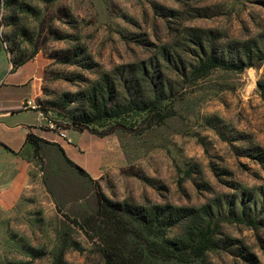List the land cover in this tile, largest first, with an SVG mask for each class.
Listing matches in <instances>:
<instances>
[{
    "label": "rangeland",
    "instance_id": "374dc122",
    "mask_svg": "<svg viewBox=\"0 0 264 264\" xmlns=\"http://www.w3.org/2000/svg\"><path fill=\"white\" fill-rule=\"evenodd\" d=\"M244 43L264 54V0H0V85L19 63L46 59L30 99L59 128L84 125L99 83L119 94L108 114L116 103L126 110L129 84L130 95L150 98L153 112L85 125L113 132L126 163L98 183L115 202L209 206L217 247L198 264H264V57L192 74L208 56H242ZM1 160L0 264H55L60 254L65 264H105L97 243L57 211L33 146Z\"/></svg>",
    "mask_w": 264,
    "mask_h": 264
},
{
    "label": "trees",
    "instance_id": "16d2710c",
    "mask_svg": "<svg viewBox=\"0 0 264 264\" xmlns=\"http://www.w3.org/2000/svg\"><path fill=\"white\" fill-rule=\"evenodd\" d=\"M256 47L255 51L250 44H242V56H235L231 52L208 56L198 62V67L192 69V74L203 77L216 68L238 69L253 66L264 57L261 50H258L261 48L258 45ZM26 62L27 60L19 63L17 67ZM131 67L135 66H127L125 72H131ZM137 67L139 70L136 69L135 72H142L146 79L153 81L155 76L153 77L154 72L151 69L142 65ZM129 85L131 87L126 95V110H119L121 104L116 103L114 109L117 110L108 114V103L118 98L114 96L118 94L117 88L114 84L99 83L93 88L89 98L92 114L83 118V126L73 130L88 131L105 137L113 135V132L100 135L85 125L107 116L116 117L134 110H156L152 107L150 98L144 96L143 100H139L138 92L130 95L131 89L134 90L136 85ZM154 93L155 97L160 95L155 90ZM158 113L156 111V115ZM26 142L46 162H43V183L53 196L57 211L66 220L77 225L89 240L97 243L105 264H198L207 252L217 247V232L211 225L213 214L209 206L194 210L168 204L135 205L127 200L115 202L102 191L97 180L67 156L58 143L34 133L28 134ZM175 228H183L184 234L171 239L168 232ZM55 264H65L62 254L58 256Z\"/></svg>",
    "mask_w": 264,
    "mask_h": 264
},
{
    "label": "crops",
    "instance_id": "0c3cea01",
    "mask_svg": "<svg viewBox=\"0 0 264 264\" xmlns=\"http://www.w3.org/2000/svg\"><path fill=\"white\" fill-rule=\"evenodd\" d=\"M46 59L26 62L13 71L7 72L0 85V164L1 158L23 151L29 133L58 143L67 156L84 168L95 180H101L104 174L115 166L121 165L120 172L126 168L120 162L118 151L112 137H101L88 131L78 132L64 129L61 134L49 131L40 122L41 112L35 101L30 99L42 79ZM86 137V138H84ZM83 139H89L90 148L83 150Z\"/></svg>",
    "mask_w": 264,
    "mask_h": 264
},
{
    "label": "built area",
    "instance_id": "2783aa9c",
    "mask_svg": "<svg viewBox=\"0 0 264 264\" xmlns=\"http://www.w3.org/2000/svg\"><path fill=\"white\" fill-rule=\"evenodd\" d=\"M33 108H37V106H34ZM40 122H42V126L46 127L49 130H56L59 129V134H61L62 130L57 126V124L52 121L51 119H48L46 116H44L42 113L40 114Z\"/></svg>",
    "mask_w": 264,
    "mask_h": 264
}]
</instances>
